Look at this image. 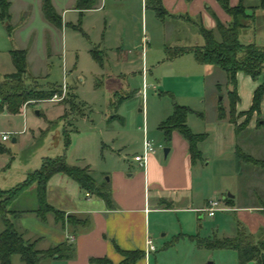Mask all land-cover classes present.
<instances>
[{
	"label": "rangeland",
	"instance_id": "1",
	"mask_svg": "<svg viewBox=\"0 0 264 264\" xmlns=\"http://www.w3.org/2000/svg\"><path fill=\"white\" fill-rule=\"evenodd\" d=\"M8 1V18L0 19V76L14 71L10 51L23 50L26 75L32 77L25 80L28 86L54 85L60 90L64 84L65 89L56 100L64 105L61 115L56 103L39 101L23 105L19 113L0 111V132L9 134L7 140L0 141L5 149L0 151V188L22 181L39 166L42 157L58 155L68 164L86 165L95 182L105 181V170L116 163L117 156L131 157L137 151L136 139L147 129L156 128L158 119L171 112L173 103L195 107L188 108L187 128L209 124L208 115L203 120L199 115L201 107L208 104L207 96L216 91L212 81L222 71L212 67L209 73L198 74L203 67L196 73L186 65L193 60L190 54L169 61L163 48L165 42L169 46H174V41L192 42L197 37L191 27L182 25L174 35L170 28L165 32L154 11L142 10L139 0H48L65 21L61 22L64 32H53L49 39L41 18L43 0ZM87 4L93 8L83 10ZM116 47L122 52H108ZM92 48L97 50L102 66L91 57ZM125 56L132 61L128 68L115 65ZM67 84L73 87L74 100L69 97ZM217 90L215 101L222 103L218 98L225 97V89L220 86ZM188 94L194 97H186ZM199 95L203 104L196 99ZM110 102H117L115 113L122 122L118 118L106 122L114 110ZM163 147L159 144L157 150L162 152ZM227 193L220 190L213 198L219 200ZM32 198L33 190L28 189L15 203L28 205ZM225 215L217 212L212 219L204 215L197 220L192 213H174L189 232L176 234L164 244L153 240V256H159V264H237L233 249L202 244L229 231L231 220ZM161 232H156L158 240L169 239L159 237ZM170 245L161 253L160 249Z\"/></svg>",
	"mask_w": 264,
	"mask_h": 264
},
{
	"label": "crops",
	"instance_id": "2",
	"mask_svg": "<svg viewBox=\"0 0 264 264\" xmlns=\"http://www.w3.org/2000/svg\"><path fill=\"white\" fill-rule=\"evenodd\" d=\"M226 1L229 6H234L241 1L244 12L250 16L246 22L247 26L240 33V41L264 46V9L257 7L258 0ZM139 2L142 10L152 11L151 8L144 6V0H139ZM160 4L165 15L158 20L164 24L165 32L168 33V28H170L171 34L174 35L182 25H187L194 30L193 36L197 37L187 44H176L174 41V46H169V43L165 42L163 48L200 46L203 40L197 31V25L212 30L214 37L218 39L215 31L216 22L226 26L231 20L218 0H160ZM85 6H88L83 8L86 11L93 8L91 5ZM71 9L75 8L71 7ZM41 18L47 38L50 39L53 32H64L61 28V22L64 20L61 17L60 26L46 20L44 15ZM108 52L122 51L120 47H116ZM183 54H190L193 59L191 62L188 60L186 64L190 70L198 73L199 67H203L198 74L209 73L212 67L213 69L216 67L197 63L190 52L166 58L173 61ZM139 58H142L141 52ZM131 62L125 56V60H116L115 65L128 68ZM98 65L102 66V60ZM143 71L141 67L142 75ZM219 71L222 70L219 69ZM234 78L237 96L234 104V124L238 125L244 119L243 112L251 103L253 89L262 82L264 74L252 79L242 71H236ZM211 84L215 86L216 91H212L207 96L208 104L201 107V115H199V119L202 120L208 115L209 124L202 128L191 126L188 128L192 133L204 134V138L195 146L199 153L198 158H191L186 140L176 130L172 129L168 139H165L163 131L158 128V124L170 112L162 119L161 117L158 119L156 128L149 131L147 129L145 132L147 137L149 134L150 138H148L156 146L154 151L148 155L145 165H138L132 159V156L141 150V136L136 139L137 151L131 157L125 159L117 156L116 163L110 169L105 170L107 174L105 181L95 182L91 178L90 169L86 165L82 166L87 169L94 185H104L103 187L109 193L108 204L102 198L81 190L76 181L64 173H54L47 179L44 191L45 201L63 212L64 216L71 215L81 220L86 219L85 224L72 225L65 221L61 223L55 221L51 213H47L44 220H39L34 213L30 212L36 205L34 193L32 202L28 205L15 203L18 197L11 202L9 206L11 210L22 212L13 221L16 229L26 240L34 241V247L37 250H45L63 242L71 243L74 248L71 258L45 257L38 264H95L89 262V258L102 257L107 258L111 264H119L123 258L120 251L132 250L142 251L143 256L130 264H159V256L155 258L152 254L156 247L146 251V239H149L152 245L153 240L164 244L173 240L171 238L176 234H178L177 237L187 234L189 229L184 227L180 216L176 217L174 213H192L195 214V219L199 220L206 215L204 207L207 200L213 198V195L220 190H228L227 194L230 196L226 194L221 197L219 199L220 209L216 210L212 216H206L212 219L217 212L223 213L224 216L228 214L232 227L228 232L223 231L221 238L234 236L238 224L254 236L264 229V93L259 101V114L252 112L243 127L235 128L234 124L228 122L226 118L217 119L218 105L227 117L226 92L230 89V85L227 83L225 73L218 72V76ZM220 86L225 89V97L218 98L222 100V103L215 101V92ZM68 88L70 89L68 90L69 97L74 100L73 87L68 85ZM152 88L156 89L155 86ZM186 97H194V95L188 94ZM200 98L201 95L196 99ZM199 101L203 104L204 99ZM39 102L56 103L61 108L59 115L64 110L62 102L49 100ZM111 103L114 110L108 115L106 122L110 123L111 118H118L122 122V118L115 113L117 102ZM178 105L186 106L191 110L195 108L189 103L180 102ZM185 124L189 125L188 113ZM0 141L5 140L0 139ZM102 144L104 145V142ZM159 144L167 147L165 155L157 150ZM122 147L125 146L122 145ZM108 148L112 149L110 146ZM236 149L257 160L258 163L238 160ZM2 228L0 220V231ZM160 230H163V233H159V237L166 236L169 239L158 240L156 232ZM170 247L171 245L160 249L161 253ZM10 264L23 263L18 254H12Z\"/></svg>",
	"mask_w": 264,
	"mask_h": 264
},
{
	"label": "trees",
	"instance_id": "3",
	"mask_svg": "<svg viewBox=\"0 0 264 264\" xmlns=\"http://www.w3.org/2000/svg\"><path fill=\"white\" fill-rule=\"evenodd\" d=\"M90 1V0H89ZM222 9L230 16L231 20L223 26L216 22L215 31L218 39L214 37L212 30L197 25V31L202 37L200 46L164 48L167 58H172L184 52H190L197 63L210 64L221 69L230 85L227 90V117L221 106H217V119L226 118L228 122L235 123L234 104L237 99L235 92V72L242 71L250 78L255 79L258 75L264 74V46L256 45L252 42L240 41V33L247 26L249 15L244 12L241 1L234 6H229L226 0H218ZM8 0H0V19L8 18ZM79 5V4H77ZM89 5V4H87ZM144 6L151 8L155 16L161 19L165 12L160 4V0H144ZM88 7V6H84ZM83 7V8H84ZM257 7L264 9V0H258ZM42 13L46 20L56 26H60V17L53 11L48 0L42 2ZM8 30V27H6ZM96 50H90V55L94 61L101 64V58ZM11 62L14 71L0 76V111L5 109L9 113H19L23 105L31 101L45 100L52 94L60 93L57 86L50 85L46 88L28 86L26 78V65L23 50L10 51ZM264 93V79L252 91L251 103L246 111L243 112V121L235 125V128L243 127L252 112L259 114V101ZM189 109L186 106L172 104L171 113L158 124V128L163 131L165 139H168L172 129L176 130L187 142L191 158H198L199 153L196 143L204 138V134L192 133L185 124L186 114ZM65 132V131H64ZM65 138V145L67 144ZM0 151L4 148L0 146ZM236 158L250 163H258L257 160L236 149ZM64 173L78 184L81 190L90 192L102 198L106 204L109 202V193L103 184L94 185L85 167L69 165L63 155L54 157H42L39 166L28 172L24 179L15 185L0 189V219L3 228L0 231V264H10V256L18 254L23 264H38L45 257H56L68 259L73 256L74 248L71 243L63 242L45 250H37L34 241H28L19 232L14 219L22 212L11 210V202L22 192L32 188L35 199V207L30 210L39 220H44L47 213H51L55 221H63L75 225H83L86 219H78L71 215L53 208L45 201V183L54 173ZM208 247L233 249L236 252L237 264H264V229L254 236L247 232L241 225L236 226L234 236L229 238L213 239L209 243H202ZM123 258L119 264H130L139 257L143 256L140 250L120 251ZM89 262L95 264H111L105 258H89Z\"/></svg>",
	"mask_w": 264,
	"mask_h": 264
},
{
	"label": "built area",
	"instance_id": "4",
	"mask_svg": "<svg viewBox=\"0 0 264 264\" xmlns=\"http://www.w3.org/2000/svg\"><path fill=\"white\" fill-rule=\"evenodd\" d=\"M65 85H61L60 93H54L51 95L50 98L45 99L49 101H56L61 98L60 94L64 93ZM8 133L6 132H0V139L1 140H7L8 139ZM154 143L145 135V132L142 134V141H141V151L138 154H135L132 156L133 161H135L138 165H145L147 157L150 153H152L155 149ZM220 209V201L218 199L210 198L207 200L206 205L204 207V211L207 216H212L216 210ZM70 240H72V237H70ZM146 251H150L154 249V246L151 244V241L149 239H146Z\"/></svg>",
	"mask_w": 264,
	"mask_h": 264
},
{
	"label": "water",
	"instance_id": "5",
	"mask_svg": "<svg viewBox=\"0 0 264 264\" xmlns=\"http://www.w3.org/2000/svg\"><path fill=\"white\" fill-rule=\"evenodd\" d=\"M11 141H14V139L12 138ZM162 152H163V154L165 155L166 152H167V147H163V148H162ZM227 196H230V195L227 194Z\"/></svg>",
	"mask_w": 264,
	"mask_h": 264
}]
</instances>
